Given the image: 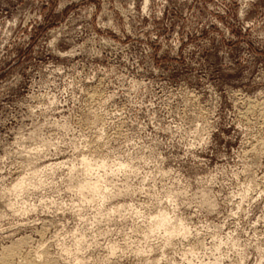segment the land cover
<instances>
[{
    "label": "rangeland",
    "instance_id": "obj_1",
    "mask_svg": "<svg viewBox=\"0 0 264 264\" xmlns=\"http://www.w3.org/2000/svg\"><path fill=\"white\" fill-rule=\"evenodd\" d=\"M90 108L101 144L119 133L167 140L170 125H187L201 138L206 130L211 151L169 149L164 170L187 177L191 191L201 180L222 192L225 229L239 221L264 241V0H0V176L19 182L21 196L39 192L28 186L36 183L47 194L57 166L77 161L60 154L37 171L19 153L46 130L71 134ZM81 154L79 163L101 164L87 146ZM226 179L230 186L222 188ZM0 210L10 214L7 199ZM34 217L39 223L0 232V258L25 242L14 256L21 261L55 219L48 212L17 219Z\"/></svg>",
    "mask_w": 264,
    "mask_h": 264
},
{
    "label": "clouds",
    "instance_id": "obj_2",
    "mask_svg": "<svg viewBox=\"0 0 264 264\" xmlns=\"http://www.w3.org/2000/svg\"><path fill=\"white\" fill-rule=\"evenodd\" d=\"M96 112L90 108L71 134L68 130H46L47 135L37 136L31 148L19 153L31 156L28 168L35 164L37 171L43 161L60 154L77 161L71 168L57 166L47 182V194L36 183L28 186L40 188L39 192L25 190L21 196L19 182L13 185L9 176H0V193L4 194L0 199H7L10 207V214L0 210V232L18 223H39L38 217H17L44 212L55 217L42 226L40 239L18 264H119L125 256L134 257L131 264H264V241L257 243L239 221L225 229L227 209L222 192H212L201 180L197 183L202 186L191 191L187 177L163 168L162 153L169 149L176 148L185 156L193 149L211 151L206 130L202 129L201 138L187 125H170L163 129L171 133L167 140L147 138L145 143L139 137L119 133L110 138L111 143L101 144ZM85 146L101 161L97 168L87 161L78 162ZM11 167L16 170V164ZM3 171L0 168V173ZM31 175L25 173L26 178ZM224 186H230L229 180L222 181ZM49 196L54 199L49 200ZM65 200L69 205L76 200V204L65 206ZM66 211L74 216H56V212ZM101 236L106 239L97 243ZM100 248L103 251H97ZM250 249L259 258L254 259Z\"/></svg>",
    "mask_w": 264,
    "mask_h": 264
},
{
    "label": "bare ground",
    "instance_id": "obj_3",
    "mask_svg": "<svg viewBox=\"0 0 264 264\" xmlns=\"http://www.w3.org/2000/svg\"><path fill=\"white\" fill-rule=\"evenodd\" d=\"M84 161H87L86 159ZM87 163L93 167V163H91L90 161H87ZM97 165V164H96ZM100 164H98L97 166H99ZM88 186H85V189ZM25 242L22 243V245H17L15 246L14 249L7 251V253L0 258V264H18L15 263L14 261V256L21 250V247L23 246ZM11 247H9L8 249H10Z\"/></svg>",
    "mask_w": 264,
    "mask_h": 264
}]
</instances>
